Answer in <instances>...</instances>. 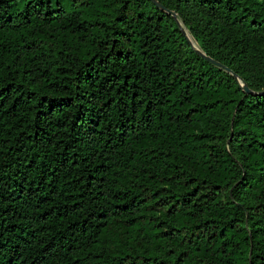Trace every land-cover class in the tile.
I'll list each match as a JSON object with an SVG mask.
<instances>
[{"label":"trees","instance_id":"16d2710c","mask_svg":"<svg viewBox=\"0 0 264 264\" xmlns=\"http://www.w3.org/2000/svg\"><path fill=\"white\" fill-rule=\"evenodd\" d=\"M158 1L0 0V264H264V0Z\"/></svg>","mask_w":264,"mask_h":264},{"label":"water","instance_id":"95a60500","mask_svg":"<svg viewBox=\"0 0 264 264\" xmlns=\"http://www.w3.org/2000/svg\"><path fill=\"white\" fill-rule=\"evenodd\" d=\"M154 1H155L160 7H163V5H162L158 0H154ZM163 8H164V7H163ZM174 15L176 16V14H174ZM176 18H177V17H176ZM183 32H184V34L186 35V37H187V39L189 40V42H190L191 44H193V42H192L191 38L189 37L187 31H186L185 29H183ZM196 49H197V51H198L200 54L206 56L208 59L212 60V61L215 62L217 65H219V66H221V67H223V68H225V69H227V70L230 71V69H229L228 67H226L224 64H222V63L216 61L215 59H213V58L207 56L202 50H200V49H198V48H196ZM243 88H244L247 92L251 91V89H250V88L248 87V85H246V84L243 85ZM263 93H264V91H263Z\"/></svg>","mask_w":264,"mask_h":264},{"label":"rangeland","instance_id":"374dc122","mask_svg":"<svg viewBox=\"0 0 264 264\" xmlns=\"http://www.w3.org/2000/svg\"><path fill=\"white\" fill-rule=\"evenodd\" d=\"M188 35H189V37L191 38V40H192V42H193V45L196 46V47H199V44H198V42L195 40V38H194L192 35H190V33H188ZM107 243H108V244H111L112 247L116 244L114 240H110V239H108ZM136 245H137L138 247H140V245H141V244H140V241H138V242L136 243Z\"/></svg>","mask_w":264,"mask_h":264}]
</instances>
